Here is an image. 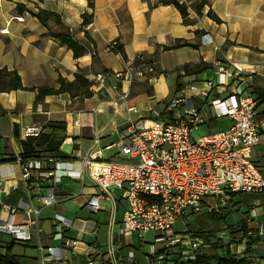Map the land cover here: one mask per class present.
<instances>
[{
  "label": "crops",
  "instance_id": "obj_1",
  "mask_svg": "<svg viewBox=\"0 0 264 264\" xmlns=\"http://www.w3.org/2000/svg\"><path fill=\"white\" fill-rule=\"evenodd\" d=\"M209 10L217 20L208 15ZM84 14L88 15L86 21ZM188 19L183 20L174 4L158 0H0V68L16 71L23 85L0 91V221H8L11 215L4 204L14 208L17 222L26 220L27 206L40 208L38 224L31 229L33 239L14 242L35 249V264H41L39 235L46 245L61 243L64 247L65 259L47 264H89L83 252L90 247L94 248L92 264H109L111 247L120 257V264H158L147 259L149 249H144L143 242L136 244V233L117 232L112 240L110 220L115 216L117 231L126 201L114 193L115 200L103 197V207L91 211L86 203L96 188L88 173H84V179L79 178L77 168L95 139L104 147L106 140L118 141L132 121L163 119L166 104L176 96L187 74L201 80L215 78L218 62L243 64L249 93L257 100V115L264 116V0H209L201 14L188 7ZM60 32L69 33L87 50L76 57L55 36ZM112 40H118L120 51L109 48ZM178 42L180 45H176ZM137 54L154 58L156 73L129 86L124 84L122 89L128 88V96L118 104L111 100L121 92L111 87L113 77L105 90L89 97H71L67 92L38 96L37 89L26 88H57L59 76L73 81L77 73L91 80L98 72L124 68ZM186 64L200 70L186 72ZM194 101L202 103L200 99ZM39 105L42 111L37 109ZM130 105L137 112L129 110ZM202 114L203 123L217 124L211 106L204 107ZM224 118L223 128L230 125V119ZM35 122L44 124L43 132L38 138L25 139L24 126ZM21 155L43 159L40 171L54 168L58 161L69 169L67 174L59 175L63 171L59 170L48 177L37 173L26 181L17 161ZM50 156L56 160L49 161ZM252 158L264 175V130ZM44 196H52L54 202L45 204ZM233 199H237V210L244 216L235 218L230 222L233 226L224 229L249 226L256 232L264 217V191L237 192ZM252 208H256V216L248 221ZM234 209L233 201L222 213ZM259 210H263L262 215ZM100 212L105 215L103 221L96 218ZM56 213L73 221L61 240L53 237ZM101 232L103 238L99 239ZM4 233L9 234L0 231V251L10 246L20 263L24 254L13 252L14 243L5 241ZM71 239L78 241L80 253L66 244ZM96 251L103 252L102 258L97 259ZM129 251L134 254L131 260L127 257Z\"/></svg>",
  "mask_w": 264,
  "mask_h": 264
},
{
  "label": "built area",
  "instance_id": "obj_2",
  "mask_svg": "<svg viewBox=\"0 0 264 264\" xmlns=\"http://www.w3.org/2000/svg\"><path fill=\"white\" fill-rule=\"evenodd\" d=\"M117 46L118 40H112L109 48L113 50ZM217 66L215 78L201 80L187 74L176 96L166 104L163 119L132 121L118 141L101 147L95 139L90 151L80 159L79 178L84 179V173H88L96 188L86 203L91 211L103 207V197L115 200L113 187L122 190L120 196L126 201V208L117 231L114 230L115 216L110 220L112 240L117 232L120 235L136 233L140 239H144L147 232H156L154 241L149 244L147 259L150 262L193 264L208 249L217 247L214 250L225 256L248 258L252 264H264V217L256 232L249 226L226 228L208 237L187 234V229L180 235L171 232L179 219L186 225L191 214L205 210L219 214L230 208L237 192L264 191V175L252 158L253 148L264 130V116L259 118L257 115V100L249 93L246 68L238 62H218ZM155 73V59L137 54L135 60L122 69L94 74L90 89L96 93L105 90L113 77L115 83L111 87L115 91L121 89V92L111 100L118 104L128 96V88L122 89L124 84L129 86L137 79ZM199 81H204V86L198 87L196 82ZM195 99L202 103L197 104ZM206 103L216 118L228 117L230 125L195 139L192 132L205 120L202 110ZM37 109L42 111L40 105ZM129 110L137 112L134 105H130ZM43 128V123L27 124L23 128V137L38 138ZM113 147L117 152L105 157L103 151ZM48 160L56 158L50 156ZM17 161L26 181L37 173L48 177L59 170H63L59 175L67 174L69 169L62 161L45 171H40L44 168L43 159L21 155ZM59 175L57 179H60ZM42 201L52 204L54 198L44 196ZM4 205L11 215L8 221H0V231L9 233L16 241L32 240L31 229L38 224L40 208L27 206L26 220L17 222L14 208ZM255 216L256 208H252L248 221ZM54 220L53 237L61 240L73 221L59 213L54 214ZM253 236L259 238L251 243ZM38 237L41 264L65 259L61 243L46 245L40 235ZM69 243L74 252L80 253L76 239L66 242ZM115 251L113 247L108 250L109 264H120L121 259ZM93 252L91 247L83 252L89 264H92L90 256ZM133 255V251L128 252L129 260ZM102 256L103 252L96 251L97 259Z\"/></svg>",
  "mask_w": 264,
  "mask_h": 264
},
{
  "label": "trees",
  "instance_id": "obj_3",
  "mask_svg": "<svg viewBox=\"0 0 264 264\" xmlns=\"http://www.w3.org/2000/svg\"><path fill=\"white\" fill-rule=\"evenodd\" d=\"M162 3H172L174 4L181 12L183 16V20L185 22H188V7H193L198 14L202 13V8L204 5L208 3L209 0H188V2H181V0H158ZM41 13V12H40ZM39 13V17L44 20V17L42 14ZM47 13L44 12V15ZM208 15L214 19H218L217 16L211 11H208ZM85 21L88 19V15L84 14ZM55 36L60 39L61 43L66 44L69 48H71L74 51V55L78 57L79 55L83 54L87 48H85L83 45L79 44L76 40H74L71 35L67 32H60L56 33ZM176 45H180L178 42ZM114 51H120V48L115 47L113 49ZM185 71H199L200 68L196 67V69H192L188 64L183 66ZM91 81L83 74L77 73L76 77L73 81H68L64 77L59 76L58 83L59 87H26L28 89H37L38 90V96L46 95V94H60V93H69L71 97L77 96V95H83L86 97L92 96L93 91L90 89V83ZM23 88V85L21 83L20 76L16 71H10L6 68H0V91H8L12 89H18ZM25 88V87H24ZM234 199H232V202ZM204 213L208 215L211 219H213L214 222L217 224L219 223H225L224 220L226 216L229 214L228 211L217 213L215 211H209L205 210ZM226 227H232L233 223H227L225 224ZM245 227V226H242ZM215 234V230H210L206 232L201 227L196 230L193 235L197 236H211ZM259 236H253L251 239V243L258 240ZM15 239H12L10 241V244L14 243ZM218 246V245H217ZM217 248V247H216ZM215 247L213 249H216ZM209 261H216V264H252L251 260L248 258H234L231 256H225L223 254H220L218 252L212 254V255H201L198 257L196 262L193 264H199L203 262H209ZM0 264H19V260L17 256L12 253L10 250V246L6 249L5 252L0 251ZM175 264H185L184 262H176Z\"/></svg>",
  "mask_w": 264,
  "mask_h": 264
},
{
  "label": "rangeland",
  "instance_id": "obj_4",
  "mask_svg": "<svg viewBox=\"0 0 264 264\" xmlns=\"http://www.w3.org/2000/svg\"><path fill=\"white\" fill-rule=\"evenodd\" d=\"M212 77H210V78H212ZM210 78L206 77V78H204V80L205 79H210ZM204 84H205L204 81L196 82V85L198 87H202V86H204ZM208 106H209L208 103H206L205 104V108L207 109ZM224 121H226V119L224 117H221L220 119L219 118L217 119V124L214 125V126H213L212 123H203V124L199 125L198 128L193 129L192 135H193V137L195 139H197L199 136H201L203 134H206V133H208L210 131L219 130V129L224 127V125H225ZM106 141L107 142H105V143H113V142H115L117 140H116V138H112L111 140H106ZM105 143H104V145H106ZM116 151H117L116 147H113L112 149H106L104 151L105 157L112 156ZM112 193L120 195V194H122V190L113 187L112 188ZM245 195L247 196V194H245ZM255 199H257V198H255ZM252 200L253 199H251L250 202ZM257 201H259V200L257 199ZM259 202H261V201H259ZM66 203H68V202H65V204ZM237 204H238V202H237V199H236V200H234L235 209L230 211L231 214L229 213V215L226 216V218L224 220L225 223L233 222L235 218L237 219L239 217H243L244 216V213H242L241 211L237 210V207H236ZM263 210H264V206H263ZM263 210H259V213H260L259 215H262V211ZM74 216H72L71 218H74ZM86 216H88V213L86 214ZM96 218H98L99 221H103L104 218H105V215L102 212H100L99 214H96ZM199 227L204 229L206 232H208L210 230H212V231L215 230V232H221L222 230H224L226 225L223 222L217 224L216 222L213 221V219H211L203 211V212H201L199 214H191V215H189L188 216V223L186 225L182 222L181 219H179L176 222L173 230H176L175 233L178 234V235H180V233L183 230H186V229H187V232H188L187 234H193L196 230H198ZM155 234H156V232H154V231L147 232L145 234V238L144 239H140L138 234H135L134 239H135L136 244H140V241H141V242H143L142 245H143L144 249H149V243L154 241ZM100 238H103L102 232L99 234V239ZM3 239L5 241L6 240H12V236L10 234H5L4 233L3 234ZM12 249H13V252H17V253H21V254L23 253L24 254L23 256L20 257V263L19 264H35L34 263L35 260H34L33 256L35 255L36 251H35L34 248L26 247V246L24 248V246H21V244L16 242V243L13 244ZM175 249H178V248H175ZM214 253H216V250H214V249H208L207 252H206L207 255H212ZM199 264H216V261L203 262V263H199Z\"/></svg>",
  "mask_w": 264,
  "mask_h": 264
}]
</instances>
